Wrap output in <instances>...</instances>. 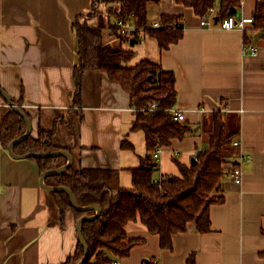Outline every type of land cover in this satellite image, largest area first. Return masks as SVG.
Segmentation results:
<instances>
[{
	"label": "crops",
	"instance_id": "crops-1",
	"mask_svg": "<svg viewBox=\"0 0 264 264\" xmlns=\"http://www.w3.org/2000/svg\"><path fill=\"white\" fill-rule=\"evenodd\" d=\"M97 1L0 0V82L13 99L24 92L33 138L40 129L55 130V144L68 149L77 168L119 170L121 186L132 189V170L148 152L145 133L132 131L136 115L129 94L106 73L91 71L82 80L80 105H75L77 17L105 28L109 42H120L109 29L116 25L119 4ZM257 3L243 0L236 16L254 17ZM94 6L97 13L89 18ZM162 15L182 18L184 36L177 44L161 50L155 38L142 36L124 48L135 52L129 66L148 59L175 73V111L184 113L195 134L163 147L155 179L181 176L174 158L191 166L208 148L217 111L241 144L230 148L227 170L240 151L250 158L242 164V184L230 173L225 177V202L210 208L211 232L202 234L192 223L173 237V249L165 250L140 220L130 222L129 238L146 242L118 264H186L193 253L197 264H264V32L256 40L261 32L255 25L246 31L202 26L192 8L174 0L150 5L151 23H160ZM245 34L252 42L246 44ZM245 45L255 46L258 54L246 53ZM3 105L0 96V264H64L79 244L77 222L69 215L61 226L60 208L53 192L43 187L37 163L15 158L2 146ZM123 141L134 149H123Z\"/></svg>",
	"mask_w": 264,
	"mask_h": 264
},
{
	"label": "trees",
	"instance_id": "trees-1",
	"mask_svg": "<svg viewBox=\"0 0 264 264\" xmlns=\"http://www.w3.org/2000/svg\"><path fill=\"white\" fill-rule=\"evenodd\" d=\"M109 4H119L117 19L126 22L134 19L137 30L130 38L121 35L117 25L110 30L118 35L119 43L107 40L105 28L92 26L82 16L74 23L77 39L78 63L75 68V105H80L82 80L87 72L101 71L109 79L121 86L130 96L131 107L136 119L132 131H143L146 137L147 156L141 165L132 170L133 188L125 189L120 184V171L112 169L77 168L72 164L65 172L48 176L45 183L51 187H67L75 195L80 206L99 205L101 215L82 224L84 239L89 248V258L85 264H118V261L131 256L137 246L145 244L142 238H129L127 225L140 220L151 234L160 238L162 249H173V237L187 232L189 225L195 223L202 234L211 232L210 208L225 202L223 181L231 172L226 165L231 159L230 148L238 134L230 133L221 111L213 114V129L208 138V148L199 152L196 163L187 166L174 158L181 176H165L160 182L155 179L158 171L152 159L154 152L166 147L173 140H183L195 134V127L188 121L175 117L178 103L176 75L159 63L144 59L135 66L129 63L135 58V52L126 50L124 44H135L142 36H150L158 41L161 50H167L177 44L184 36L181 17L162 15L161 27L155 28L149 21L148 11L152 4L160 0H102ZM176 4L192 8L199 17L208 15L209 10L217 7L218 21L236 15L243 0H174ZM96 2H99L96 0ZM112 7H109L111 9ZM97 8L89 18L93 17ZM254 29L264 32V0H258L254 13ZM179 24L177 29H168L170 24ZM244 40L252 42L245 34ZM0 87L1 82H0ZM1 96V95H0ZM24 92L19 100L13 99L24 113ZM5 105L1 107V144L9 149L10 144L27 131L26 120L10 107L3 96ZM152 105L157 110L150 112ZM55 130H39L37 138L27 137L14 146L17 155L27 153H51L67 150L54 141ZM122 148L133 150L134 145L123 141ZM69 152V151H68ZM37 163L41 175L56 170L68 163L64 155L56 157H32ZM236 166V164H234ZM61 213V226H66L67 217L74 216L76 222L84 216L94 215L95 210H80L74 207L71 197L64 191H53ZM85 248L79 243L76 252L64 264H78L85 257ZM144 264H157L148 261ZM186 264H197L193 253Z\"/></svg>",
	"mask_w": 264,
	"mask_h": 264
},
{
	"label": "built area",
	"instance_id": "built-area-1",
	"mask_svg": "<svg viewBox=\"0 0 264 264\" xmlns=\"http://www.w3.org/2000/svg\"><path fill=\"white\" fill-rule=\"evenodd\" d=\"M217 11L215 7L211 8L209 10V13L205 17H201V25L202 26H210V25H218L224 30H242L246 31L250 26H253L255 23V20L253 17H242L238 18L236 15H232L228 18H225L223 20L217 21ZM117 27H119V32L121 35L127 36L128 38L132 37L136 31H140V33L143 35V30H137L134 26V19L130 18V21L126 22L122 19H117L116 21ZM155 28L161 27L160 23L154 24ZM168 29H177L179 28V24H170L167 26ZM251 51V55H257L258 49L255 46L252 45H245V52L248 53ZM157 105H152L149 111L152 113L156 111ZM175 117L178 120H185L184 113H180L177 111H174ZM235 147L240 148L241 144L239 140H236L233 144ZM163 148L160 147L156 152L153 153L152 159L154 163L156 164L155 168H157V162L159 159V156L162 152ZM250 158V155L243 153L242 151L239 152V159L236 162V166H233L230 172L231 178L237 183L242 184L243 183V170H242V164L247 161ZM159 169V167H158ZM157 182H160V180H156Z\"/></svg>",
	"mask_w": 264,
	"mask_h": 264
},
{
	"label": "water",
	"instance_id": "water-1",
	"mask_svg": "<svg viewBox=\"0 0 264 264\" xmlns=\"http://www.w3.org/2000/svg\"><path fill=\"white\" fill-rule=\"evenodd\" d=\"M262 33L263 32H261L258 35H256L255 36V39L257 40L259 38V36H261ZM131 44L132 45L135 44L134 40L131 41ZM0 95L5 98V100L7 101L8 105L10 107H12L15 112L19 113L20 115H22V117L25 118L26 124H27V131H26V133L24 135H22L21 137L15 139L10 144L8 150L11 153V155L13 157H15V158H23V159L32 158V157H43V158H46V157H56V156H60V155L66 156L68 158V163L66 165H64L63 167H61L59 169L48 171V172H46V173H44L42 175L41 183H42L43 187L51 190L52 192L53 191H64V192H67L70 195V197H71V200H72V203H73L74 207L77 208V209H80V210H95L96 211V213L94 215L82 217L79 220V222L77 223V232H78L79 243L85 248V251H86L85 257L78 264H85V262L89 258V248H88V245H87V243H86V241L84 239V235H83V232H82V224L84 222H86V221L94 220L95 218L99 217L101 215V212H102L101 207L99 205L80 206L79 203H78V201H77V199H76V197H75V195L73 194V192L70 189H68L67 187H51V186H48L45 183V179L48 176L63 173V172H65L73 164L74 157L67 150H58V151L51 152V153H41V154L27 153V154H24V155H17L14 152V146L16 144L24 141L27 137H29V136L32 135L33 124H32L31 119L27 116V114L24 113L23 110L17 104H15V102L13 101V98L2 87H0ZM195 163H196V160H193V164H195Z\"/></svg>",
	"mask_w": 264,
	"mask_h": 264
},
{
	"label": "rangeland",
	"instance_id": "rangeland-1",
	"mask_svg": "<svg viewBox=\"0 0 264 264\" xmlns=\"http://www.w3.org/2000/svg\"><path fill=\"white\" fill-rule=\"evenodd\" d=\"M97 13V12H96ZM108 38V37H107ZM130 45H131V43H130ZM211 134V133H210ZM210 136V135H209ZM232 162V157H231V159H229V162L227 163V165H229L230 163Z\"/></svg>",
	"mask_w": 264,
	"mask_h": 264
},
{
	"label": "bare ground",
	"instance_id": "bare-ground-1",
	"mask_svg": "<svg viewBox=\"0 0 264 264\" xmlns=\"http://www.w3.org/2000/svg\"><path fill=\"white\" fill-rule=\"evenodd\" d=\"M218 21V20H217ZM254 25V24H253ZM242 31V30H241Z\"/></svg>",
	"mask_w": 264,
	"mask_h": 264
}]
</instances>
